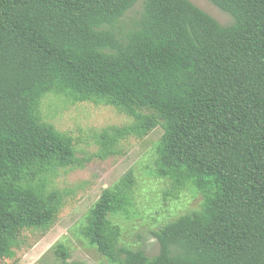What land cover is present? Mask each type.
Segmentation results:
<instances>
[{
  "label": "trees",
  "instance_id": "16d2710c",
  "mask_svg": "<svg viewBox=\"0 0 264 264\" xmlns=\"http://www.w3.org/2000/svg\"><path fill=\"white\" fill-rule=\"evenodd\" d=\"M208 1L232 23L190 0H0V259L52 225L65 194L53 179L84 165L41 119L54 93L131 118L97 134L99 158L159 126L153 175L203 197L152 232L149 256L112 220L132 214L133 173L103 188L82 235L109 264H264V0Z\"/></svg>",
  "mask_w": 264,
  "mask_h": 264
},
{
  "label": "rangeland",
  "instance_id": "374dc122",
  "mask_svg": "<svg viewBox=\"0 0 264 264\" xmlns=\"http://www.w3.org/2000/svg\"><path fill=\"white\" fill-rule=\"evenodd\" d=\"M190 1L222 25L233 21L229 13L208 0ZM138 8L139 3L126 14L135 15ZM39 114L43 121L73 137L76 156L84 165L59 170L52 186L65 194L54 222L44 230H23L13 255L1 258L0 264H59L55 249L60 243L67 248L69 261L109 264L82 235V227L102 189L110 187L129 171L135 181L132 214L112 218L121 228V244L153 255L158 245L152 232L178 215L200 207L203 199L200 192L186 188L173 197L169 194V181L153 175L155 144L162 133L159 126L142 138L129 137L119 142L116 153L99 158L95 155L101 148L97 134L104 128L130 123L129 116L110 105L73 102L69 97L54 93L41 99Z\"/></svg>",
  "mask_w": 264,
  "mask_h": 264
}]
</instances>
